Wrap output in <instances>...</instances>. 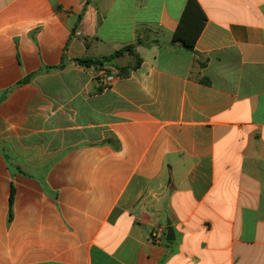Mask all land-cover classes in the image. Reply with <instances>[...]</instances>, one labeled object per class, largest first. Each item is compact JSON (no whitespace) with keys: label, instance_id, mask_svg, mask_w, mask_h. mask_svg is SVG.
<instances>
[{"label":"crops","instance_id":"1","mask_svg":"<svg viewBox=\"0 0 264 264\" xmlns=\"http://www.w3.org/2000/svg\"><path fill=\"white\" fill-rule=\"evenodd\" d=\"M0 264H264V0H0Z\"/></svg>","mask_w":264,"mask_h":264},{"label":"trees","instance_id":"2","mask_svg":"<svg viewBox=\"0 0 264 264\" xmlns=\"http://www.w3.org/2000/svg\"><path fill=\"white\" fill-rule=\"evenodd\" d=\"M189 12H185L180 24L178 25L177 30L173 35V41L181 42L189 51H194L195 43L198 35L200 34V30H195V26L191 24L189 21ZM125 54H129L133 57V63L127 67L119 68V75L126 76L130 72L131 69H136L142 64V58L137 54L135 46L130 45L124 47L123 49L114 52L113 54L106 56L102 59H92L89 57L76 59V63L82 66L91 67V66H104L106 63L112 62L114 59L119 58ZM64 67V63L58 67V69H62ZM31 77H26L24 80L20 82V84L27 83ZM11 204L13 202V193L11 195Z\"/></svg>","mask_w":264,"mask_h":264},{"label":"built area","instance_id":"3","mask_svg":"<svg viewBox=\"0 0 264 264\" xmlns=\"http://www.w3.org/2000/svg\"><path fill=\"white\" fill-rule=\"evenodd\" d=\"M101 75L103 77L102 79H104L105 82H111L114 79V74L108 73L107 70H103ZM153 236H155L157 241H159L158 237L160 236V230L155 231L153 233Z\"/></svg>","mask_w":264,"mask_h":264},{"label":"water","instance_id":"4","mask_svg":"<svg viewBox=\"0 0 264 264\" xmlns=\"http://www.w3.org/2000/svg\"><path fill=\"white\" fill-rule=\"evenodd\" d=\"M166 239L167 241H173L175 239L174 231L172 230V228L168 229Z\"/></svg>","mask_w":264,"mask_h":264}]
</instances>
